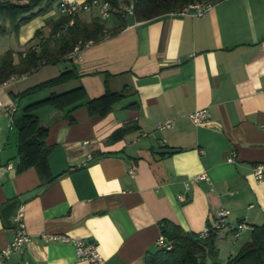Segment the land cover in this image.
<instances>
[{
  "label": "crops",
  "instance_id": "obj_1",
  "mask_svg": "<svg viewBox=\"0 0 264 264\" xmlns=\"http://www.w3.org/2000/svg\"><path fill=\"white\" fill-rule=\"evenodd\" d=\"M207 1L201 15L136 21L112 13L103 20L107 35L85 46L78 62L66 60L78 76L46 95L82 87L88 99L106 90L124 96L105 116L85 107L71 114L39 109L50 149L43 169L18 170L14 95L60 71L25 83L55 64L44 65L0 85L1 106L16 108L8 116L0 107V250L13 239L20 207L29 234L0 264H88L71 243H46L43 233L92 241L105 264H146L162 222L199 233L223 208L228 222L246 223V241L264 222V181L252 176V165L264 161V0ZM50 9L55 13L34 17L16 35L0 34V54L24 52L49 36L46 20L62 16L57 0ZM93 9L76 16L88 22L98 16ZM199 108L210 118L198 125L188 115ZM166 118L174 126L156 129ZM126 124L137 129L121 133ZM159 143L177 151L156 153ZM232 153L234 162L227 160ZM201 173L209 181H193ZM234 241L227 229L216 237L219 251ZM231 255L233 249L222 264Z\"/></svg>",
  "mask_w": 264,
  "mask_h": 264
},
{
  "label": "trees",
  "instance_id": "obj_2",
  "mask_svg": "<svg viewBox=\"0 0 264 264\" xmlns=\"http://www.w3.org/2000/svg\"><path fill=\"white\" fill-rule=\"evenodd\" d=\"M53 0H0V34L18 33L20 27L34 17L46 13ZM112 13L122 16L120 4L133 3L132 17L136 21L148 20L160 15L178 12L191 3L201 0H108ZM69 17L60 16L56 20H46L50 24L49 36L41 38L37 44L24 52L6 50L0 54V85L11 76L31 74L44 65L55 64L66 60L64 56L71 52L80 42H98L106 35L103 20L98 16L90 21H82L77 16L68 25ZM8 22V25L5 24ZM114 30L113 32H117ZM36 29L34 38L40 36ZM24 53V54H23ZM17 55V58H15ZM74 68L66 69L58 75L34 84L14 95L18 100L40 93L46 89L71 81L77 77ZM124 96L123 92L105 93L99 97L88 99L84 88L77 87L69 91L57 93L51 91L41 99L23 106L21 114L14 120L17 130V150L19 156L18 170L28 167L43 169L50 151L46 145L48 130L40 124L37 111L41 108L65 110L71 114L79 107H85L89 115L105 116ZM134 103L127 107L131 108ZM137 129L134 124H126L119 130L121 133ZM220 231H211L201 238L199 233L185 232L179 226L162 222L161 233L171 243L170 249L157 248L145 257L146 264H222L216 237ZM224 264H264V222L253 225L250 238L244 242L237 253L229 256Z\"/></svg>",
  "mask_w": 264,
  "mask_h": 264
},
{
  "label": "built area",
  "instance_id": "obj_3",
  "mask_svg": "<svg viewBox=\"0 0 264 264\" xmlns=\"http://www.w3.org/2000/svg\"><path fill=\"white\" fill-rule=\"evenodd\" d=\"M211 4L209 2H195L187 5L182 10L178 11L180 14H190V15H201L204 13ZM92 8H96L98 12V17L101 20H106L112 14V6L108 0H86L78 2L76 0H57V9L59 13L63 16L69 17L68 25L73 23V18L80 12L89 11ZM119 11L122 16L133 15V3H123L119 6ZM91 42H86L85 44L78 43L71 52L66 54L64 58L76 63L81 58L82 49L89 45ZM24 54V53H23ZM15 76H11L7 82H11L15 79ZM3 111L8 115L12 116L15 111L14 106H1ZM189 119L194 124H203L207 122L210 118V112L207 108L195 109L189 113ZM174 126L172 119L166 118L163 121H159L155 124L156 129H169ZM264 127V124H263ZM236 154L232 153L231 156L227 158L228 161L234 162ZM131 175L134 174L133 170H129ZM252 176L256 182L264 181V161L257 162L252 165ZM193 181L207 180L209 181L205 173L198 174L194 176ZM211 184V183H210ZM180 200H184V196H179ZM229 211L226 209H220L217 212L216 218L208 225H206L201 232H199V237L203 238L210 234L211 231H221L227 229L231 232L234 238L240 236L241 232L247 227L246 223L240 222H228L227 216ZM15 226H14V236L13 239L0 250V263L8 258L11 254L19 252L22 250L23 246L29 241V234L24 221L23 208L17 209L14 216ZM41 238L44 242H61V243H71L74 246L76 257L79 260L86 261L88 264H105V259L98 250L96 244L92 241L84 239L71 238L69 235L64 233H43ZM158 248L170 249L171 243L166 240L165 236L162 234L156 241Z\"/></svg>",
  "mask_w": 264,
  "mask_h": 264
},
{
  "label": "rangeland",
  "instance_id": "obj_4",
  "mask_svg": "<svg viewBox=\"0 0 264 264\" xmlns=\"http://www.w3.org/2000/svg\"><path fill=\"white\" fill-rule=\"evenodd\" d=\"M199 2L201 3V2H208V1L207 0H201ZM92 11L97 12V9L95 8ZM56 12L59 13L58 9L56 10ZM50 13L53 14V13H55V11L51 12V9H49L46 13L41 14L40 17H43L45 14L48 15ZM38 19L41 20V18H38ZM15 58H17V55H15ZM69 66H70V63L68 61L60 60L59 62L55 63V65H53L51 68L48 67V69H46L45 71H41V72L37 73L36 76H32L31 79H29V81H26L25 83L31 82L34 80L38 81L39 79H42L43 77H45V75L47 73H49V71L54 73V74L58 73V71L62 72L64 70H66V67L68 68ZM48 90L49 89H46L40 93L33 94V95H30V96H27V97H24V98L18 100L19 106H18V110L16 112V115L19 116L21 114L23 106L26 105L27 103H30V102H33L35 100L43 98L46 95V92H48ZM247 236H249V233L245 232L240 237L235 238L234 242L223 243L222 248L219 251V257L220 258L225 257L226 252L229 251L230 249H233V254L237 253L239 247L247 240V238H248Z\"/></svg>",
  "mask_w": 264,
  "mask_h": 264
},
{
  "label": "water",
  "instance_id": "obj_5",
  "mask_svg": "<svg viewBox=\"0 0 264 264\" xmlns=\"http://www.w3.org/2000/svg\"><path fill=\"white\" fill-rule=\"evenodd\" d=\"M160 148L156 149V153H173L177 151L175 148H164L162 143H159Z\"/></svg>",
  "mask_w": 264,
  "mask_h": 264
}]
</instances>
